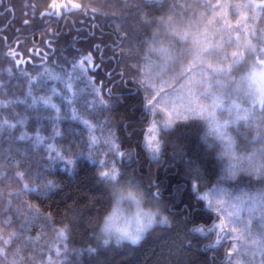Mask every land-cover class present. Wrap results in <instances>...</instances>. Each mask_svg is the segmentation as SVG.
Masks as SVG:
<instances>
[{
	"label": "snow or ice",
	"instance_id": "1",
	"mask_svg": "<svg viewBox=\"0 0 264 264\" xmlns=\"http://www.w3.org/2000/svg\"><path fill=\"white\" fill-rule=\"evenodd\" d=\"M24 7L31 19L23 29L0 28V264H125L119 252L143 248L150 237L158 243L144 264H264V34L244 67L248 57L221 55V43L206 35L181 47L187 33L151 14L155 0ZM0 9L3 20L15 18L11 0H0ZM70 16L101 19L110 43L95 42L102 28L95 23L87 34L70 28L62 40L59 22ZM125 89L139 103L117 121ZM137 124L144 125L138 141ZM187 136L197 137L198 154L179 143ZM169 147L184 163L176 193L187 189L195 200L182 217L163 184H145L132 167L138 148L159 165ZM82 158L109 194L102 215L85 214L77 202L51 203L63 190L57 171L75 174ZM124 202L135 206L132 216L123 215ZM196 205L214 219L197 222Z\"/></svg>",
	"mask_w": 264,
	"mask_h": 264
},
{
	"label": "trees",
	"instance_id": "2",
	"mask_svg": "<svg viewBox=\"0 0 264 264\" xmlns=\"http://www.w3.org/2000/svg\"><path fill=\"white\" fill-rule=\"evenodd\" d=\"M49 2L50 0H11V4L16 11L15 18L9 17V20L5 21L0 17V28H3L5 24H10V33L14 35L16 29H23L24 19H31V15H24L25 4H36L44 7ZM95 2L97 4H107L111 0H95ZM155 2L160 7L158 11L151 10L152 15L164 17L165 20H168L169 26L176 32L187 33L189 43L181 44V47H190L191 37L193 36L206 35L221 43V55H227L231 59L232 54L235 52L238 56L248 57V64L244 67L251 63L253 59L251 53L257 45L255 37L264 34V0H155ZM2 11L0 9V12ZM37 19L39 18L37 17ZM73 19L76 20L74 27L72 24ZM63 22L64 20L59 22L61 28L58 29L62 30V40L67 39L63 34L69 32L70 28L73 29V36L76 34L74 29H80L82 34H87L90 30V25L95 23L102 25V28L97 27L95 29V42L100 43L101 39H103L105 42L110 43L108 35L110 28L103 26L101 19L94 21L83 16L78 18L70 16L67 24L63 25ZM62 26L64 27L62 28ZM151 27L155 28L157 24H153ZM24 31L28 33L31 29H24ZM161 32L163 36V29H161ZM214 60L215 58H213V62ZM109 67L114 72L119 71L114 61ZM242 71H244V68L239 69L233 75L239 76ZM214 79L223 80L225 77L216 74ZM124 95L128 97L127 102L119 104L113 113L117 121L127 120L131 116L130 105L139 103V97L135 95L134 89L131 92L125 89ZM71 123L75 124L77 122ZM79 127L81 128V125ZM143 128L144 125H136L137 141L142 138ZM120 135L122 138H127V132L124 130H121ZM179 143L184 146L185 152L189 155H196L200 151L196 136L181 137ZM137 151L139 152L138 159L132 165L136 169V174L143 178L145 184L148 183L149 179L162 183L164 199L170 204L172 211L178 217L189 215L191 209L185 211V204L192 203L195 205V200L190 198L187 189L182 193H176V186L185 183L182 172L184 167L183 159L173 156V148L169 147L165 150V155L159 165H150L144 152L139 148ZM209 166V162L205 161V167ZM128 171L131 172L132 169L130 168ZM94 172L95 166L83 158L80 160L75 174L59 169L57 178L62 182L63 190L53 197L51 201L53 207L63 209L66 204L71 205L73 202H77V207L82 208L85 214L102 215L105 207L109 204L110 197L108 193H104L103 186L97 183ZM210 178L214 180L215 176ZM193 218L201 223H210L211 219H214L207 213L206 209L201 212L198 205H196V214L193 215ZM76 240L79 242L80 237L77 236ZM156 243H158V240L155 237H150L143 248L133 252L127 249L121 250L116 259L124 260L125 264H144L146 259L151 260L153 258L152 249ZM77 246H79L78 243ZM207 255L211 257L212 253L209 252ZM199 258H204L203 253Z\"/></svg>",
	"mask_w": 264,
	"mask_h": 264
},
{
	"label": "rangeland",
	"instance_id": "3",
	"mask_svg": "<svg viewBox=\"0 0 264 264\" xmlns=\"http://www.w3.org/2000/svg\"><path fill=\"white\" fill-rule=\"evenodd\" d=\"M207 102V101H205ZM162 118V117H161ZM81 128H83V125H81ZM121 211L124 216L129 217L132 216L135 212V206L129 204L128 202H124L120 205Z\"/></svg>",
	"mask_w": 264,
	"mask_h": 264
},
{
	"label": "flooded vegetation",
	"instance_id": "4",
	"mask_svg": "<svg viewBox=\"0 0 264 264\" xmlns=\"http://www.w3.org/2000/svg\"><path fill=\"white\" fill-rule=\"evenodd\" d=\"M15 12H16V11H15ZM24 12H30V9H27V8H26ZM67 20H70V17H68ZM64 24H65V21L63 22V25H64ZM63 27H64V26H62V28H63ZM60 28H61V27L59 26L58 29H60ZM30 32H31V31H29V32L26 33V34H29V35H30ZM38 38H39V36L37 35V39H38Z\"/></svg>",
	"mask_w": 264,
	"mask_h": 264
}]
</instances>
